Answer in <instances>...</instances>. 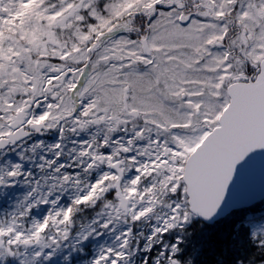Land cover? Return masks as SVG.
Masks as SVG:
<instances>
[{
  "label": "snow or ice",
  "instance_id": "1",
  "mask_svg": "<svg viewBox=\"0 0 264 264\" xmlns=\"http://www.w3.org/2000/svg\"><path fill=\"white\" fill-rule=\"evenodd\" d=\"M65 124L105 134L73 149L71 172L60 152L45 161L50 187L76 194L34 187L0 221V264H26L21 247L50 259L95 207L78 242L113 240L90 264H185V227L214 217L237 165L264 150V0H0V148L49 129L63 139ZM38 205L47 214L25 227ZM248 244L230 264H264V227Z\"/></svg>",
  "mask_w": 264,
  "mask_h": 264
},
{
  "label": "rangeland",
  "instance_id": "2",
  "mask_svg": "<svg viewBox=\"0 0 264 264\" xmlns=\"http://www.w3.org/2000/svg\"><path fill=\"white\" fill-rule=\"evenodd\" d=\"M64 127L66 131L63 139H61L59 131L56 130L54 135L48 137L47 139H33L31 142L15 149L12 153L0 160V175H4L8 171H12L14 165H20L19 176L15 178H8L5 183L0 184V221H7L13 214H16L17 206L21 205L25 196L32 192L33 188L37 185L44 184V180L47 178H42V170L52 171L51 168L47 167L45 161L50 159L56 160V152H60L59 162L68 165L69 169L72 171V168L77 163L75 156L76 151H79V145L93 136L102 141L105 134L103 125L98 127L90 126L85 130H77L75 134L67 131V129L71 127L70 124H65ZM66 132L68 133L67 138ZM115 135L116 134H114V138ZM121 135H124V133L121 132ZM56 144H60L61 148H54ZM73 149H76V151H73ZM27 154H30V158H27ZM42 157L43 159H41ZM81 167H83V165H81ZM48 180L49 182L52 181L50 179ZM43 192H48L47 185H44ZM72 192H75L73 188L65 186L55 195V197L57 195L60 196L62 203L63 199L74 196L71 195ZM27 203L28 202H25L24 206H26ZM49 207L50 205H38L33 208L31 214L25 218V227H27L28 223H30L33 218L39 219L38 217L40 212L44 208ZM92 220L80 228V230L73 237L64 240L61 246L56 247L50 259L45 260L43 257L46 256L51 249H44L42 253V262L38 261V258L34 259L35 252L40 250L34 246L27 249L24 247L19 248L18 251L21 253L19 259L25 260L26 264H72L70 261L71 253L76 252V256H78L84 250L85 246L90 244L89 254L83 255L82 253L81 257H77L74 262V264H90V261L94 258L98 249L101 246H107L113 240V235L111 233H104L101 236L93 234V236L87 241L78 242L79 234L88 231V226L91 224ZM187 227L188 225L185 229ZM259 227H264V221L254 223L252 225V229ZM183 235L185 239L184 232ZM45 239H47V237H45ZM16 263L18 264V259H16Z\"/></svg>",
  "mask_w": 264,
  "mask_h": 264
},
{
  "label": "trees",
  "instance_id": "3",
  "mask_svg": "<svg viewBox=\"0 0 264 264\" xmlns=\"http://www.w3.org/2000/svg\"><path fill=\"white\" fill-rule=\"evenodd\" d=\"M245 223V215L240 212L208 227L205 235L201 232L203 230L198 228L197 249L199 250L195 248L192 250L193 256L198 254L195 256L194 263L230 264L233 258L240 254V248L244 249L245 255L253 253L255 249L248 244L249 229Z\"/></svg>",
  "mask_w": 264,
  "mask_h": 264
},
{
  "label": "water",
  "instance_id": "4",
  "mask_svg": "<svg viewBox=\"0 0 264 264\" xmlns=\"http://www.w3.org/2000/svg\"><path fill=\"white\" fill-rule=\"evenodd\" d=\"M5 146L6 144L0 150L5 148ZM263 198L264 150H256L237 165L223 205L214 217L204 221L213 223L226 216L230 211L247 207Z\"/></svg>",
  "mask_w": 264,
  "mask_h": 264
},
{
  "label": "clouds",
  "instance_id": "5",
  "mask_svg": "<svg viewBox=\"0 0 264 264\" xmlns=\"http://www.w3.org/2000/svg\"><path fill=\"white\" fill-rule=\"evenodd\" d=\"M54 135V134H53ZM67 135L68 133L66 132V138H67ZM65 171H67V169H65ZM52 175H59V174H56V173H53L52 171H43L42 170V178H47V177H50ZM53 181L49 182L48 179H45L44 180V184L40 185L41 186V190L43 191V188H44V185H47V189L48 191H51L52 192V196L50 198H54L55 195L60 192L61 188H51L50 186L52 185ZM68 188H72L70 185L67 186ZM76 193L75 192H72L71 195H75ZM67 199L65 200V203H67Z\"/></svg>",
  "mask_w": 264,
  "mask_h": 264
}]
</instances>
